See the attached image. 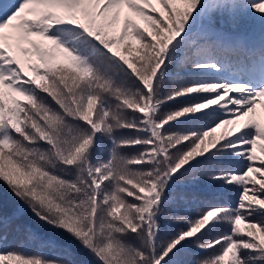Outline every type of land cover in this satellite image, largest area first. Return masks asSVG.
Listing matches in <instances>:
<instances>
[{"label":"snow or ice","instance_id":"snow-or-ice-1","mask_svg":"<svg viewBox=\"0 0 264 264\" xmlns=\"http://www.w3.org/2000/svg\"><path fill=\"white\" fill-rule=\"evenodd\" d=\"M0 184V264H264V0H0Z\"/></svg>","mask_w":264,"mask_h":264},{"label":"trees","instance_id":"trees-1","mask_svg":"<svg viewBox=\"0 0 264 264\" xmlns=\"http://www.w3.org/2000/svg\"><path fill=\"white\" fill-rule=\"evenodd\" d=\"M127 135H131V133H126ZM125 151L127 152H133L135 151V149H125ZM0 192H4L7 193V189L4 188V186L2 184H0ZM4 205L6 207L7 210L11 211L13 208L19 206V201L16 200L15 197L11 196L10 193H8L7 195L4 196ZM30 215V214H29ZM16 236L14 234H9V238L6 242L3 243L2 247L4 248H12V247H16ZM26 251L32 252V251H36V247L34 245L28 244L25 247ZM46 255H53L54 253L49 251V250H44Z\"/></svg>","mask_w":264,"mask_h":264}]
</instances>
